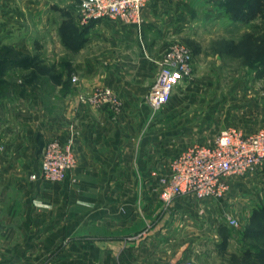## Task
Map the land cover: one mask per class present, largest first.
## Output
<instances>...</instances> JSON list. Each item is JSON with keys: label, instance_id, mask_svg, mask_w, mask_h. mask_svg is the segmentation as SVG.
<instances>
[{"label": "crops", "instance_id": "0c3cea01", "mask_svg": "<svg viewBox=\"0 0 264 264\" xmlns=\"http://www.w3.org/2000/svg\"><path fill=\"white\" fill-rule=\"evenodd\" d=\"M76 2L0 0V46L9 11L34 16L50 7L76 20ZM187 3L152 0L141 28L109 19L85 26L78 43L94 49L96 37H107L112 52L102 64L112 67L105 70L101 56L86 55L78 64L77 93L60 95L58 111L46 109L28 88L3 101L6 107L2 102L0 264H240L248 258L239 228L216 212L222 202L182 196L165 204L159 196L173 157L195 145L174 142L163 116L147 103L164 40L190 33ZM99 87L119 96L118 113L78 103V93ZM51 138L72 139L77 158L59 182L40 176V154ZM72 236L76 242L62 248ZM59 247V257L47 263Z\"/></svg>", "mask_w": 264, "mask_h": 264}, {"label": "rangeland", "instance_id": "374dc122", "mask_svg": "<svg viewBox=\"0 0 264 264\" xmlns=\"http://www.w3.org/2000/svg\"><path fill=\"white\" fill-rule=\"evenodd\" d=\"M218 1L188 0L190 33L169 35L164 40V53L180 43L192 55V79L182 82L160 110L152 108L163 116L165 133L182 144H206L230 128L250 134L264 127V13L248 23L239 22L233 19L234 12L221 9ZM227 1L239 14L252 5V0ZM9 13L3 17L4 43L0 46V74L4 76L0 78V105L23 95L28 88L39 93L46 109L58 111L62 105L60 95L77 93L81 71L78 64L86 55L101 56L100 67L105 70L112 67L102 64L112 52L107 37H96L94 49L78 43L85 27L78 15L75 20L50 7L36 11L34 16ZM158 75L159 68L153 86ZM50 140L54 139L46 144ZM239 184L231 197L220 201L221 208L216 212L221 218L238 220L244 241L261 251L259 257L247 258L240 264H264V212L257 213L264 208V180L259 177L234 185ZM75 242L72 236L62 243V248ZM59 251L60 247L50 254L47 263L58 258Z\"/></svg>", "mask_w": 264, "mask_h": 264}, {"label": "built area", "instance_id": "2783aa9c", "mask_svg": "<svg viewBox=\"0 0 264 264\" xmlns=\"http://www.w3.org/2000/svg\"><path fill=\"white\" fill-rule=\"evenodd\" d=\"M78 20L82 26L109 19L141 28L144 10L152 0H76ZM156 84L148 94L151 108L160 110L172 98L175 89L193 77L192 55L183 44L170 47L160 62ZM77 82V77L73 78ZM81 106L118 113L119 96L110 88L99 87L77 95ZM40 176L60 181L77 165L73 140H50L40 154ZM264 180V127L250 134L235 128L222 131L212 143L190 146L171 161L170 173L161 178L160 199L170 204L188 196L200 202L223 201L237 182ZM36 178V176H32ZM227 225L239 228V222L226 217ZM178 264H194L180 262Z\"/></svg>", "mask_w": 264, "mask_h": 264}, {"label": "trees", "instance_id": "16d2710c", "mask_svg": "<svg viewBox=\"0 0 264 264\" xmlns=\"http://www.w3.org/2000/svg\"><path fill=\"white\" fill-rule=\"evenodd\" d=\"M218 4L220 6L221 9H229V13L231 14V11L234 15V18L236 21L239 22H250L255 20L257 17H259L260 15H262L264 13V0H252V5L247 8V10L243 11L241 14L237 13L238 11H233L232 8L234 7V4L232 2H228L227 0H219ZM235 21V22H236ZM248 36H252L254 38L253 35H248ZM3 64V62H0ZM0 78L3 79L4 76L3 74H0ZM264 212V208H261L259 210H257V213H262ZM264 226V225H263ZM264 229V228H263ZM264 253V252H263ZM261 254V251L258 250L257 247L253 248L252 245L249 246V244L247 245V248L245 249L244 255L246 257H251L252 255L255 257H259Z\"/></svg>", "mask_w": 264, "mask_h": 264}]
</instances>
